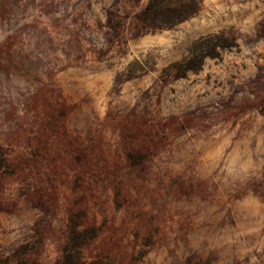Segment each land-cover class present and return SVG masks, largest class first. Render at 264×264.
<instances>
[{
    "label": "rangeland",
    "instance_id": "1",
    "mask_svg": "<svg viewBox=\"0 0 264 264\" xmlns=\"http://www.w3.org/2000/svg\"><path fill=\"white\" fill-rule=\"evenodd\" d=\"M148 1L0 0V264H264V0Z\"/></svg>",
    "mask_w": 264,
    "mask_h": 264
},
{
    "label": "trees",
    "instance_id": "2",
    "mask_svg": "<svg viewBox=\"0 0 264 264\" xmlns=\"http://www.w3.org/2000/svg\"><path fill=\"white\" fill-rule=\"evenodd\" d=\"M196 4L194 5V0L188 1V3L178 2L176 6L168 3L160 2L159 0H149L144 11L142 12V17L150 23L152 26L158 28L162 26L172 25L177 21L185 19L187 16L195 11ZM206 56L213 57V54H207ZM202 57V56H201ZM203 57L201 58L202 61ZM191 59L187 60L186 70L195 69L196 66H189ZM200 61V60H199ZM88 230L80 231L77 229V224L75 223L70 228L69 241L65 248L63 249V256L60 261L56 264H117L114 260L109 258H95L89 262H81L80 249L88 238ZM91 237L94 236V229H90ZM195 264H202L196 262Z\"/></svg>",
    "mask_w": 264,
    "mask_h": 264
}]
</instances>
